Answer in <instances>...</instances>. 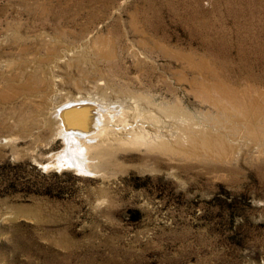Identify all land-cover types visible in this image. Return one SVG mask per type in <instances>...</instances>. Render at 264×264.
Masks as SVG:
<instances>
[{"label": "rangeland", "instance_id": "obj_1", "mask_svg": "<svg viewBox=\"0 0 264 264\" xmlns=\"http://www.w3.org/2000/svg\"><path fill=\"white\" fill-rule=\"evenodd\" d=\"M0 264H264V0H0Z\"/></svg>", "mask_w": 264, "mask_h": 264}, {"label": "bare ground", "instance_id": "obj_2", "mask_svg": "<svg viewBox=\"0 0 264 264\" xmlns=\"http://www.w3.org/2000/svg\"><path fill=\"white\" fill-rule=\"evenodd\" d=\"M70 58V57H69ZM103 84V83H102ZM101 85V84H100ZM98 86V85H97ZM215 87H217V86H215ZM223 87V86H222ZM100 88H101V86H100ZM57 89V88H56ZM56 89H54V90H56ZM102 89V88H101ZM216 89V88H215ZM54 90H52V91H54ZM97 90V89H96ZM217 90V89H216ZM105 91V90H104ZM107 91V90H106ZM246 92V91H245ZM104 93V92H103ZM217 93L218 94H220L224 99H228V100H230V101H232V103H234V106H236V108H237V111L238 110H240L241 111V115H243V116H249V119L251 118L250 117V115L251 114H253L254 112H255V110H257L259 107H258V105H257V103L255 102V101H248V102H244V101H242L241 100V98H240V100H241V102L242 103H240V100H238V98H237V96H238V94L237 93H239V91L238 92H236V91H233V90H226V89H224V88H221L220 90H218L217 91ZM242 93V92H241ZM243 93H244V91H243ZM49 94V93H48ZM246 94V93H245ZM262 94V93H261ZM95 95V94H94ZM94 95H92L93 97H90L89 95L87 96V95H81V94H78V95H76V96H71V97H69L68 99H66L63 103H62V101H61V99H60V96H59V93L57 94L56 92H53V97L51 96V98H52V103H46L45 104V110H44V114H46L47 116H49V117H51V120H54V121H57V120H59V122H61L62 120H60L61 118V116H59V113L61 112V110L62 109H65V110H71V112L73 111V113H74V115H75V121H74V123H75V127H74V125H73V128H69V129H71V130H69V129H65V128H63L62 129V131L60 130V132H59V134L60 135H62L65 139H66V141L67 142H69L70 140H73V139H75V140H77V137H78V135H76V134H78L79 133V135H86V133H89V129H87L88 128V126H84V123H85V121H86V119H87V113H85L86 115H84V113H82V112H90L91 114H92V116L90 115V117H92L91 118V120L92 119H96V117H97V114H98V116H101V115H103L104 116V114L102 113V110H100V108H99V110H98V108H96L97 109V111H94L93 109L95 108V106H96V104H97V106L98 107H103V108H105V107H107L106 108V110L105 111H107V112H110V111H112V107H111V105L109 106V104L108 103H110L111 102V104H112V101H100V100H98L97 98H94ZM239 95H240V93H239ZM104 96H108V95H105L104 94ZM103 96V97H104ZM249 96H250V94H249ZM248 96V97H249ZM63 96H61V98H62ZM101 97H102V95H101ZM102 97V98H103ZM109 97V96H108ZM128 97V96H127ZM240 97H242V96H240ZM248 97L246 98V99H248ZM48 98V97H47ZM46 98V99H47ZM101 98V99H102ZM112 98V97H111ZM261 98V97H260ZM211 99H213V98H211ZM210 99V100H211ZM216 99H217V97H216ZM244 99V98H243ZM49 100L51 101V99L49 98ZM64 100V99H63ZM214 100V99H213ZM219 101V100H218ZM48 102V101H47ZM123 102V101H122ZM129 102H131L130 100H129ZM216 102V101H215ZM257 102H261V101H257ZM103 103V104H102ZM124 103V102H123ZM132 103V102H131ZM130 103V104H131ZM136 103V102H135ZM138 103V102H137ZM122 104V103H121ZM120 104V105H121ZM212 104H215V103H212ZM225 104V103H224ZM259 104V103H258ZM67 105H69V106H67ZM125 105V104H124ZM135 105V104H134ZM133 105V106H134ZM260 105H261V103H260ZM96 106V107H97ZM105 106V107H104ZM119 105L117 104V107H118ZM130 106V105H129ZM132 106V107H133ZM216 106V105H215ZM232 106V105H231ZM262 106V105H261ZM114 107V106H113ZM116 107V108H117ZM131 107V106H130ZM218 107H219V104H218ZM222 107V106H221ZM115 108V107H114ZM128 107H126V109H127ZM217 108V107H216ZM224 108V107H223ZM95 109V110H96ZM119 109V108H118ZM121 109V108H120ZM124 109V108H123ZM130 109H132V108H130ZM227 109V108H226ZM260 109V108H259ZM259 109H258V112H260V111H262V110H260L259 111ZM262 109V108H261ZM92 110L94 111V112H92ZM115 110V109H114ZM117 110V109H116ZM222 110V109H221ZM227 111V113H228V110H226ZM225 111V112H226ZM230 111V110H229ZM240 111H238V112H240ZM76 112H78L79 114H77ZM122 112H125L124 110L122 111ZM128 112H130V111H128ZM132 112V111H131ZM135 112V111H134ZM76 113V114H75ZM97 113V114H96ZM256 113V112H255ZM63 114V113H62ZM68 114H70V112H68ZM72 114V113H71ZM70 114V115H71ZM109 114V113H108ZM112 114V113H111ZM123 114V113H122ZM126 114V113H125ZM127 114H129V113H127ZM126 114V115H127ZM134 114V113H133ZM133 114H131V116L133 115ZM234 114L235 115H239V113H235L234 112ZM45 115V116H46ZM61 115V114H60ZM67 115V114H66ZM73 115V116H74ZM96 117H95V116ZM256 115H258V113L256 114ZM45 116H43V117H45ZM73 116H72V118H73ZM86 116V117H85ZM109 116H110V114H109ZM114 116V115H113ZM136 116V115H135ZM69 117V116H68ZM111 117V116H110ZM130 117V116H129ZM133 117V116H132ZM132 117H130V118H132ZM71 118V119H72ZM45 119V118H44ZM68 119V118H67ZM243 119V118H242ZM46 120V119H45ZM49 120V119H48ZM102 120H103V122H104V119L102 118ZM101 120V121H102ZM108 120V119H107ZM114 120V119H113ZM238 120V119H237ZM251 120V119H250ZM253 120V119H252ZM255 121H256V118L254 119ZM69 121H71L72 123H73V121L72 120H69ZM97 121V120H96ZM106 121V120H105ZM112 121V120H111ZM58 122V121H57ZM79 122V123H78ZM110 122V121H109ZM238 122H240V120L238 121ZM244 122V121H243ZM247 122V121H246ZM249 122H251V121H249ZM254 122V121H253ZM253 122H252V124H253ZM76 123H78V124H81V125H83V127H78V124H76ZM95 123L96 122H94V125H95ZM99 123V122H98ZM102 123V122H101ZM241 123H242V120H241ZM248 123V122H247ZM57 124V123H56ZM100 124V123H99ZM98 124V125H99ZM239 124V123H238ZM70 126H71V124H69ZM101 125H103V123L101 124ZM106 125V124H105ZM109 125V124H108ZM245 125V124H244ZM249 125V124H248ZM257 126V125H256ZM90 127V126H89ZM99 127H100V125L98 126V129H99ZM80 128V129H79ZM93 128H94V126H93ZM106 128H108V127H106ZM249 129L251 128L252 129V127L250 126V127H248ZM255 128V127H254ZM75 129V130H74ZM95 129V128H94ZM93 129V130H94ZM102 130H104V128H101ZM100 129V130H101ZM93 130H91L92 132H93ZM97 130V129H96ZM108 131V130H107ZM251 131H253L254 132V129L253 130H250V132ZM256 131V130H255ZM97 132V131H96ZM188 132V131H187ZM91 133V132H90ZM99 133H101V132H99ZM191 133V132H190ZM249 133V132H248ZM247 133V134H248ZM252 133V132H251ZM260 133V132H259ZM58 134V133H57ZM189 134V133H188ZM200 134V133H199ZM254 134V133H253ZM73 135H75V136H73ZM193 135V137H195V134H192ZM191 135V136H192ZM210 135V134H209ZM105 136H106V134H105ZM190 136V135H189ZM254 136V135H253ZM87 137V136H86ZM93 138V137H92ZM79 139V138H78ZM198 139V138H197ZM219 139V138H218ZM91 140V139H90ZM192 140V139H191ZM195 141H196V138L194 139ZM193 140V141H194ZM199 140V139H198ZM218 140H216V141H213L212 140V138L211 137H208V138H205V139H203L201 142L203 143V145L204 146H206V149H208V150H211L212 148H213V143L215 142V144H216V142H217ZM190 142V141H189ZM194 143V142H193ZM225 143V142H224ZM86 144H89V143H86ZM191 144H192V142H191ZM218 144H220V143H218ZM163 145H165V144H163ZM202 145V146H203ZM92 146V145H91ZM166 146V149H167V145H165ZM197 146H199V144H197ZM201 146V145H200ZM199 146V147H200ZM201 146V147H202ZM203 146V147H204ZM226 146V145H225ZM158 147V146H157ZM194 147V146H193ZM200 147V148H201ZM202 147V148H203ZM161 148V147H160ZM164 149H165V147H163ZM219 148V147H218ZM179 149V148H178ZM204 149H205V147H204ZM200 150H202V149H200ZM229 150V149H228ZM179 151V150H178ZM213 151V150H212ZM212 151H210V152H212ZM222 151V150H221ZM199 152V151H198ZM84 152H82V153H79V154H81V155H79L78 156V158L76 157L75 158V161H73L72 159H71V157L70 158H68L67 160H66V163L67 164H69L70 166L72 165V164H74V163H77V164H79V162H84L85 161V156H86V154H85V156H84V154H83ZM86 153V152H85ZM187 153V152H186ZM205 153V152H204ZM212 156V155H211ZM70 159H71V161H70ZM65 163H61L60 165H64ZM88 164H85L84 163V168L85 169H88Z\"/></svg>", "mask_w": 264, "mask_h": 264}, {"label": "trees", "instance_id": "obj_3", "mask_svg": "<svg viewBox=\"0 0 264 264\" xmlns=\"http://www.w3.org/2000/svg\"><path fill=\"white\" fill-rule=\"evenodd\" d=\"M42 174H40V176H41Z\"/></svg>", "mask_w": 264, "mask_h": 264}, {"label": "water", "instance_id": "obj_4", "mask_svg": "<svg viewBox=\"0 0 264 264\" xmlns=\"http://www.w3.org/2000/svg\"><path fill=\"white\" fill-rule=\"evenodd\" d=\"M82 113H84V112H82Z\"/></svg>", "mask_w": 264, "mask_h": 264}]
</instances>
